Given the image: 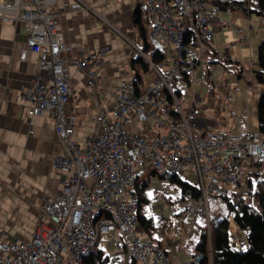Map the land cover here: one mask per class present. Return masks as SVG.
<instances>
[{
  "label": "built area",
  "instance_id": "built-area-1",
  "mask_svg": "<svg viewBox=\"0 0 264 264\" xmlns=\"http://www.w3.org/2000/svg\"><path fill=\"white\" fill-rule=\"evenodd\" d=\"M221 1L145 0L152 27L149 42L166 53V61L160 66L151 64L156 75L150 82L120 83L111 113L97 115L98 132L82 146L74 139L77 117L67 107L71 95L69 67L82 72L88 85H95L98 67L108 50L74 54L50 10L54 0H0L3 20L23 26L29 50L40 58V72L22 94L31 106V116L53 114L62 148L53 166L64 174L61 192L44 197L29 240H12L9 232H0V264H87L101 250V241L128 252L137 264L203 261L202 253L182 259L184 245L170 258L161 244L140 232L136 191L152 174L179 175L187 181L191 175L198 178L193 184L202 188L200 199L183 200L174 190L184 222L175 236L185 242L200 214L208 212L209 194L227 195L228 187L241 190L247 169L252 170V182L264 178V137L251 131L247 108L238 113L232 89L225 105L242 126L230 131L212 122L201 131L205 112L197 105L196 96L195 104L184 108L173 88V83L186 74L190 83L196 69L202 82L208 78L215 82L216 67L206 50L214 49L213 25L218 24L222 32L226 28L217 9ZM83 8L82 2L71 5L72 10ZM186 23L193 28L191 34ZM238 34L241 44L248 40L245 28L239 27ZM252 91L249 85L247 92ZM239 249H244L243 243ZM108 264H122V260L110 257Z\"/></svg>",
  "mask_w": 264,
  "mask_h": 264
},
{
  "label": "crops",
  "instance_id": "crops-1",
  "mask_svg": "<svg viewBox=\"0 0 264 264\" xmlns=\"http://www.w3.org/2000/svg\"><path fill=\"white\" fill-rule=\"evenodd\" d=\"M75 2H82L84 8L72 10L71 5ZM137 8L142 11L140 27L135 17ZM50 10L58 19L59 27L74 54H88L100 48L108 50L106 59L98 67L95 85H88L82 72L69 67L71 95L67 107L77 117L74 139L86 146L88 138L98 132L95 124L97 115L101 112L111 113L120 83L123 80L140 82L130 60L142 56L150 64L151 71L145 75V81L154 70L151 54L145 51L146 38L150 43L151 20L145 0H54ZM240 20V15L234 16L232 22ZM246 20L251 22V16L246 17ZM213 28L217 38L222 31L216 23ZM251 31L250 26L249 34ZM247 37L248 41L241 44L238 35L231 47L242 51L248 49V62L252 63L257 56L251 49V36ZM214 49L217 47L214 46ZM25 52L26 58L23 59L22 54ZM224 55L234 58L226 52ZM241 61L248 65L245 59ZM39 72L40 58L29 50L28 36L23 26L4 21L0 14V232H9V239L12 240H29L33 236L44 197L58 195L64 179L63 172L53 166L62 149L55 130V118L48 112L31 116V106L22 94ZM223 73L221 79H224L227 89L220 93L214 85L215 91L213 86V91L208 93V107H201L205 112V118L200 123L201 131L212 122L230 131L242 126L230 120L225 97L232 89L233 79ZM246 97L245 102L240 95L234 96L237 110L247 108L250 111L247 105L249 94ZM196 99L201 101L199 96ZM206 110H212V113ZM261 168L264 169L263 166ZM248 170L246 175L251 178ZM157 240L170 258L176 256L182 246L181 242L174 245L172 240L170 243L163 239ZM193 252L186 249L181 257L189 258L194 255Z\"/></svg>",
  "mask_w": 264,
  "mask_h": 264
},
{
  "label": "trees",
  "instance_id": "trees-1",
  "mask_svg": "<svg viewBox=\"0 0 264 264\" xmlns=\"http://www.w3.org/2000/svg\"><path fill=\"white\" fill-rule=\"evenodd\" d=\"M217 9L218 11L242 9L246 13H249V16L250 13L255 12L264 17V0H222L217 3ZM141 12L139 8L135 12L139 27L142 16ZM186 26L188 34H191L193 28L189 23H186ZM145 51L151 54L152 62L156 65L166 61V53L148 43L147 38L145 40ZM206 55L211 64L220 66L224 72L233 73L238 77L240 76V78L243 76L242 72L246 69L244 62L233 57L220 55L215 49H207ZM257 59L258 78L260 81H264V37L258 47ZM130 65L136 71L137 77H139L137 80H140V82L145 80V75L151 71L150 64L142 56L132 58ZM183 78L187 83L189 82V76L187 74ZM175 93L178 98L182 97L181 90L175 89ZM257 121V132L264 137V94L261 95L257 106ZM159 176L161 178L168 177L174 186L175 192L179 191L181 199L183 200L190 199L196 201L202 197L201 186L194 185L179 175L164 174ZM254 185L255 189L253 190ZM249 187L248 200L240 194L223 196L230 213L233 215L234 221L246 232L245 241L243 240L244 249H239L237 244L233 242L230 233L229 218L224 217L220 220L212 221L209 214L208 227L204 226L202 229L200 240L196 243L193 252L194 255L196 253H202L204 255V259L200 264H264V178L256 183L251 181ZM147 188L148 183L145 186H138L136 191L139 196L138 222L140 232L143 235H148V238L150 237L155 240L153 233L158 228L157 224L154 217L149 216L142 208L144 202H150V195ZM232 196L233 198H231ZM167 201L172 204H177L179 199L167 198ZM235 206H238V209ZM204 215L206 216L205 212ZM156 243H159V241L156 240ZM184 252H186L185 247ZM109 259L110 256H106L101 249L89 258L87 264H108ZM132 262L133 264H137L135 260Z\"/></svg>",
  "mask_w": 264,
  "mask_h": 264
},
{
  "label": "rangeland",
  "instance_id": "rangeland-1",
  "mask_svg": "<svg viewBox=\"0 0 264 264\" xmlns=\"http://www.w3.org/2000/svg\"><path fill=\"white\" fill-rule=\"evenodd\" d=\"M249 13H246L242 9H237L235 11H231L230 14H228L226 11H219V17L223 20L226 30L219 33L218 37L215 40L214 46L217 47L218 52H226L229 53L231 56H234L235 59L238 60H246L248 66H246V69L242 72V77H238L237 75L225 72V74L230 78H232V90L235 94V96L240 95L246 102V94H249L248 97V108L250 109L251 113V131L255 132L257 131L258 121H257V106L259 103V99L261 95L264 94V81H260L258 78V59L256 61H253L252 63H249V50L246 51L239 50L236 47H231L232 41H236L238 39V28L242 27L247 29V36H251V49L253 50L254 55L257 56L258 53V47L259 44L262 41V38L264 37V17L261 15H258L255 12L250 13L252 21L249 22V20H246V17L248 18ZM240 15V22L234 23L232 22L234 16L239 17ZM250 26L252 28L251 33L249 34ZM229 29H232L233 31H229ZM253 32H256L257 35H254ZM227 34V35H226ZM260 35V37H256ZM228 37V38H227ZM228 43L230 44L228 46ZM248 47V46H247ZM222 50V51H221ZM233 53V54H232ZM257 58V57H256ZM242 62V61H241ZM257 63V65H255ZM255 65V66H254ZM216 67V80H215V86L217 91L220 93H224L227 89V85L224 81V79H221L224 75V71L220 66L215 65ZM161 69H165V67H162ZM193 75L190 78V83L186 82L183 77H179L175 83H173L174 89H179L182 91V97L181 101L183 102L184 108L191 107L194 104L195 96H199L201 101H197V105L199 107H205L207 109L208 107V93L213 91L211 90L214 86V83L211 81V79H207L205 82H202L199 78V70H193ZM156 75L155 70H152L150 75L147 76V82H150ZM217 82H219V85H217ZM247 85L253 86V91L248 93L247 92ZM214 86V91H215ZM219 87V88H218ZM207 95V97H206ZM208 113H212V110H206ZM238 113H240V110H237ZM231 116V115H230ZM232 117V116H231ZM230 117V120H234V118ZM260 135V134H259ZM264 168V165H263ZM256 170V168L254 169ZM253 170V171H254ZM252 170H248L250 172ZM184 176V174H183ZM192 183H198V178L194 175L190 176L189 179ZM146 180H142L139 184V186H145ZM249 184H251V180L249 176H245L242 180V185L240 187L241 190H238L237 188L228 187L227 188V196H230L231 193H233L235 190L237 192H243L241 194L246 200L249 198ZM148 193L150 195V202H144L143 203V211L150 216L154 217V220L157 224V227L154 235V241L157 239H163L167 243H170V240H172V243L178 244L181 242V245L185 246V249L187 250H194V247L196 243L200 240L202 229L204 226L208 227V217L207 213L206 216L204 215V212L200 214L198 220L194 223L193 233L190 237L187 238L185 242H183V239L176 237L175 232L184 226L183 222V216L181 214V207L177 204H172L167 201V198L170 199H176V196L174 195V186L169 181L168 177L161 178L157 174H152L150 177V181L148 183ZM255 189V185L252 188ZM166 190L168 193H166ZM223 195H215V194H209L208 196V213L210 214L212 221L220 220L224 217H228L230 220V233L233 238L234 244H237V247H240V244L243 243V240L245 241V230H243L233 219V215L230 213L229 207L227 205V202ZM226 196V195H225ZM206 217V218H205ZM187 225L191 224V220L185 222ZM101 249L103 252L111 257V260L114 257H119L122 260V264H133V259L130 256V254L123 250H118L114 248L113 246H110L107 242L101 241L100 243ZM236 247V245H235ZM184 256V255H183ZM193 256L189 258H183L182 259H191Z\"/></svg>",
  "mask_w": 264,
  "mask_h": 264
},
{
  "label": "clouds",
  "instance_id": "clouds-1",
  "mask_svg": "<svg viewBox=\"0 0 264 264\" xmlns=\"http://www.w3.org/2000/svg\"><path fill=\"white\" fill-rule=\"evenodd\" d=\"M229 10V9H228ZM226 11V10H225ZM248 41V40H247ZM246 41V42H247ZM248 66V65H247ZM214 83V85H215V82H213ZM249 86V85H248ZM207 214H209L208 212H206ZM207 217H208V219H209V216L207 215ZM209 222V221H208Z\"/></svg>",
  "mask_w": 264,
  "mask_h": 264
}]
</instances>
